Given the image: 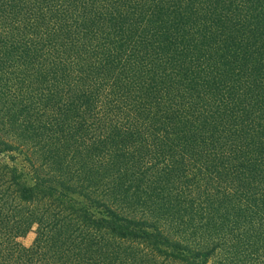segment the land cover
<instances>
[{"label":"trees","instance_id":"obj_1","mask_svg":"<svg viewBox=\"0 0 264 264\" xmlns=\"http://www.w3.org/2000/svg\"><path fill=\"white\" fill-rule=\"evenodd\" d=\"M17 152L0 264H264V0H0Z\"/></svg>","mask_w":264,"mask_h":264},{"label":"rangeland","instance_id":"obj_2","mask_svg":"<svg viewBox=\"0 0 264 264\" xmlns=\"http://www.w3.org/2000/svg\"><path fill=\"white\" fill-rule=\"evenodd\" d=\"M25 153V152H24ZM6 157V156H5ZM5 157H0V165H5V163H8L10 165L17 166L20 170L23 171V173L26 175L27 180L31 183L33 176H32V171H30V163H29V158L26 155H21L20 152H17L16 154L13 155L14 160L8 161ZM14 161V162H13ZM35 240V230L31 234L28 235L27 238L23 239L21 243L25 247H30Z\"/></svg>","mask_w":264,"mask_h":264}]
</instances>
